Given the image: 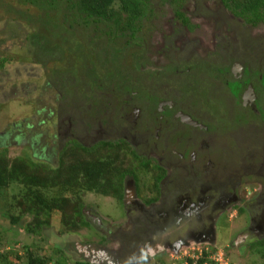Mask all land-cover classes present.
<instances>
[{"label": "flooded vegetation", "instance_id": "flooded-vegetation-1", "mask_svg": "<svg viewBox=\"0 0 264 264\" xmlns=\"http://www.w3.org/2000/svg\"><path fill=\"white\" fill-rule=\"evenodd\" d=\"M194 1H200L199 14L209 22L206 37L210 34L215 39L206 59L202 55L204 35L193 41L171 37L179 28L194 26L190 17L172 4L178 28L168 35L163 33L158 42L151 37L155 33L146 28V21L132 44L117 45L121 54L110 58L98 54L101 46L107 47V39L87 41V31L79 38L85 46L71 52L66 63H50L59 73L54 75L53 70L54 77L46 80L44 88L53 87L56 96L47 107L46 97L42 99L44 94H40L39 101H44L41 114L47 115L39 125L48 126L53 117L59 134L66 131L64 142L70 140L76 150L117 142L130 150L135 162L157 160L158 174L153 167L150 171H155V181L161 175L158 188L151 191L147 187L139 190L134 175H125L120 201L128 208L122 220L103 225L96 211L83 210L103 238L74 241V250L90 264H164L168 254L180 253L196 243L239 255L258 252L257 260L264 264V182H259L264 155L255 150L262 146L264 152V43L247 38L239 44V53L232 50V41L228 44L225 40L230 35L217 32L225 26L223 17L227 33L236 25L248 30L264 25V12L254 23L236 0L230 5L224 0ZM150 2L153 10L154 2ZM148 38L164 49L168 58L164 63L153 59L155 65L146 58ZM172 42L180 45L169 55L167 48ZM131 47L136 51L128 66L126 53ZM153 49L157 59L158 52ZM214 80L224 88L225 96L217 91ZM65 111L69 123L64 129ZM204 113L211 116L210 122L203 119ZM238 127L243 134H227ZM225 132L227 138L221 137ZM39 136L46 137L47 129ZM245 140L258 154L250 151L246 157L240 155ZM58 152H52L53 158L40 159L56 162ZM258 161H262L259 166ZM189 170L195 173L193 182H182ZM134 219L150 221V225L139 224L138 229ZM231 220L244 221L235 234Z\"/></svg>", "mask_w": 264, "mask_h": 264}, {"label": "trees", "instance_id": "trees-1", "mask_svg": "<svg viewBox=\"0 0 264 264\" xmlns=\"http://www.w3.org/2000/svg\"><path fill=\"white\" fill-rule=\"evenodd\" d=\"M168 1L177 9V0ZM17 2L29 5L34 12L31 9L15 8V14L10 18L9 13L12 12L7 10L5 30L13 33L19 20L26 21L28 28L23 42L29 55L37 60L40 68L47 67L55 61L66 63V58L71 52L85 46V43L74 36L72 31L74 28L93 31L95 37L93 40L107 39V47L100 48L98 54L116 58L121 54L117 47L120 46L119 40L126 37L124 47L132 44L152 14L150 0H17ZM224 2L231 4V0ZM236 2L243 4L241 10L248 12L254 23L262 18L264 0ZM124 47L122 46V49ZM12 59L10 56L0 58V72H6L7 65L11 64ZM55 71L54 75L59 73L58 70ZM102 148L106 149L108 155H92L97 147L92 149L79 147L72 154L61 153L57 165L29 155L12 156L7 147L0 148V189L15 187L18 190L13 195L14 202L9 204L5 213L11 224L20 226L26 222V231L39 236L44 229L51 227L53 215L60 213L59 220L64 232L79 233L84 228L92 226L83 212L85 207L81 198L83 192L103 193L121 200L123 179L127 173L134 175L139 190L146 187L150 191L158 188L161 175L157 176V181H153L152 185L150 177L145 179L143 176L149 163L142 160L135 162L130 150L119 143L107 142ZM0 249H2L0 264H17L10 260L13 255L18 259L25 258L27 264H72L65 258H56V255L52 254L62 255L63 250L59 246L51 253L40 254L26 243L22 247L25 253L22 256L14 249L8 250L9 247L4 246ZM203 250L201 257L196 260L189 258L186 264H218L210 258L217 252L216 248L209 247ZM74 264L89 262L76 261Z\"/></svg>", "mask_w": 264, "mask_h": 264}, {"label": "rangeland", "instance_id": "rangeland-1", "mask_svg": "<svg viewBox=\"0 0 264 264\" xmlns=\"http://www.w3.org/2000/svg\"><path fill=\"white\" fill-rule=\"evenodd\" d=\"M154 6L152 10V16L146 26L147 29H149L151 32L155 33L152 34L151 37H153L154 41H159L162 37V34L168 35V32H172L175 27L178 28V21L174 17V8L173 5L168 0H153ZM200 2V1H197ZM195 2L194 0H177V8L181 9L183 13L187 14L190 17V20L194 24V26L190 29H182L179 28L176 31V34L173 33V39L176 40L177 38L181 39L182 37L189 38V40L193 41L194 38L199 37L200 35H204L206 37L209 28V22H205L199 12L197 5L199 3ZM176 3V2H175ZM21 4V5H20ZM213 7L214 3H210ZM15 8L18 10H26L31 9L32 12L33 9L29 5H25L22 3H18L17 0H0V58L3 57H12L13 61L11 64L7 65L6 72L1 71L0 72V148L7 147L9 149L10 155H29L32 157H38V158H50L54 157V154L52 152L59 151L58 152V159L55 162V159L53 160V163L57 165L59 156L61 153L70 152L72 154L73 151L76 152V149H73L71 144L69 143L70 140H66L64 142V137L66 135V131H62L61 135L59 126L56 124V121L53 120V117L50 118V122L46 125L48 126H41L39 123L41 120L47 115V112L42 115V109L43 103L39 101L40 94L43 92L44 95H42V99L44 96L46 97L45 101L48 104L47 107H50L53 105L55 100V92L54 88H44L45 82L48 78L51 79L53 69L52 67L54 65L49 64L46 68H40L39 63L36 59H34L32 56L29 55V52L26 49V46L24 45V37L26 35V31L28 26H26V21L19 20L16 25V30L13 33L6 32L5 30V23L4 20H6L5 17H7L6 13L7 10H10L12 13H9L11 17L15 14ZM4 18V19H3ZM223 22L225 23V26H223L221 29H219L218 35L222 34L225 36L230 35L225 40L228 41V44L232 41V50L235 49L236 52H241V48H239V44L242 43L241 41L245 42V39L250 38L253 41H260L264 43V25L259 24L257 27L253 28L252 30H248L244 28V26L236 25L234 31L232 33H227L228 28L226 27V19L223 17ZM14 29V27H13ZM157 30V31H156ZM74 36L76 38H81V36H85L84 33L87 32L85 29L80 28H74L72 29ZM156 31V32H155ZM129 33V32H128ZM14 34V35H13ZM13 35V36H12ZM89 35L87 38V41H90L91 38L94 37L93 33L89 31ZM128 35V34H127ZM90 37V38H89ZM150 37V39H151ZM148 38L147 43L148 47L145 51V56L147 59H149L150 62L154 63V60L157 61L158 64H162L165 62L166 54L164 52L163 48H160V46L153 45ZM126 41V37L119 40V45H123ZM98 43H101V41H98ZM204 47L202 49V55L205 57L208 54L211 49H213L215 44L214 35H208L206 39L203 40ZM180 43H171L169 46V49L167 48V54L170 55L172 51H176ZM103 48V46H101ZM153 48H155L158 52L157 59L153 55ZM140 49V48H139ZM181 47L179 48V50ZM136 51V48L131 47L130 50L126 53L128 56L125 61V65H131L132 64V58L131 56L134 55V52ZM171 54H175L174 52ZM257 55H260L258 52ZM261 63L264 64V53L261 54ZM124 58V57H123ZM173 58V57H172ZM154 59V60H153ZM168 59V58H166ZM156 65V64H155ZM214 86L217 88V91L223 96L226 94L223 93V87L221 84L217 83L214 80ZM45 92V93H44ZM226 93V91H225ZM216 96L215 92L213 93ZM211 111V110H210ZM203 119H205L207 122H210L211 116L209 117V114H202ZM228 115H230V112L228 111ZM222 116V115H221ZM69 114L67 111H65L63 119L64 123L66 121V124H62L63 128L65 129L66 125L69 123L68 118ZM224 119V118H223ZM40 126V127H39ZM42 129H47V136L40 137L39 133L42 131ZM247 129L251 130L249 127ZM243 130H241L240 127H238L234 132H227V134H233V135H240ZM21 132V133H20ZM202 134V133H201ZM223 138H227L226 132L221 135ZM62 139V140H61ZM247 140V139H246ZM243 141V144H241L243 151L240 152V155H246L248 156L249 152L252 151L254 153H251L255 156V154L263 153V147L257 146L255 150L258 153H255L253 150V147L251 146L252 143H249L247 141ZM108 143H117V142H108ZM104 144L97 145L96 150H94L91 154L97 155V156H106L108 153L106 152V149L102 148ZM125 145L127 143L124 142ZM129 145V144H128ZM94 147V148H95ZM237 147V144H236ZM61 148V149H60ZM232 151L236 149L235 147L231 148ZM228 149V152L231 151ZM74 153V152H73ZM45 155V156H44ZM89 156V154L87 155ZM85 156V157H87ZM241 160V159H239ZM139 160L138 162H140ZM148 169L146 168V171H144L143 176L145 179L150 177V185H152L154 179L155 171L158 170L156 167H159L157 160H150ZM241 162V161H240ZM262 163V161H258L256 164L259 166ZM150 167H153L155 171H150ZM161 167V166H160ZM259 168V167H258ZM194 170V169H193ZM193 170H189L187 172H184V178L182 182H190V180L195 177V173ZM258 171V169H256ZM262 173V172H261ZM259 174V182H264V173ZM193 182V180H192ZM148 183V182H146ZM253 187H257L258 184H253ZM257 189V188H256ZM17 189L15 187L10 188H3L0 189V247H9L8 250H15L18 252L19 255H23L24 250L22 249L24 244H29L32 249L37 250L40 254H46L51 253L52 250L55 251V247L59 246L63 253L62 255H57L56 253H52L53 255H56V258H65L68 260V262L74 264L76 261H86L84 257L79 255L74 250V241L81 240V241H92V237H94V240H101L102 234L100 231L94 227L93 222H90L92 226L90 228H84L79 233H65L61 224H60V213H56L52 217V225L49 228H46L43 230L42 235H35L34 233H30L26 231L25 225L26 222L22 223V225H15L11 224L10 219L7 218L5 215L9 204H12L11 202H14L13 195L17 193ZM82 201L85 205L83 207V210H94L96 211L103 220L102 224L106 225L112 221L122 220L125 215L126 207L124 203L120 200H117L113 196H107L103 193H95V192H83L81 194ZM128 208V207H127ZM235 213V211H233ZM133 215V211L130 212V216ZM136 213L134 212V216ZM135 218V217H134ZM92 219V218H91ZM135 220L136 226L141 228L139 224H142L144 226L150 225V221H143V220ZM90 221V219L88 220ZM148 222V223H147ZM231 225L233 226L232 230L235 234L236 231L242 227V224L244 223L243 220H238L235 222V220H231ZM238 226L237 228L235 227ZM105 236H107L105 234ZM107 238V237H106ZM226 238V237H225ZM103 239V238H102ZM105 241V239H104ZM97 242V241H96ZM69 246L71 250H69ZM207 245L204 244H192V246L184 247L182 252L177 254H168L169 260L165 262L164 264H186L187 259H198L203 255V248ZM223 247H220L217 249L216 253H213L210 258L216 261L218 264H254L258 263L260 264V261L257 260L258 252L254 254H243L239 255L238 252L235 251H224L222 249ZM58 249V248H57ZM207 249V248H205ZM2 250V249H0ZM255 251H258V248L255 249ZM252 263H251V261ZM10 260L13 263L17 264H27L26 259H18L15 255L10 257ZM90 264V263H89ZM133 264V263H132ZM157 264H163L161 262H157Z\"/></svg>", "mask_w": 264, "mask_h": 264}]
</instances>
